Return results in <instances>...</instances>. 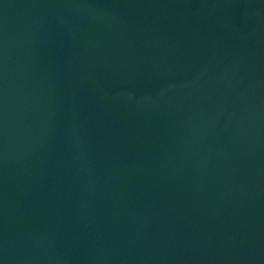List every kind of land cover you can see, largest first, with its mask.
Returning <instances> with one entry per match:
<instances>
[{"label":"water","instance_id":"water-1","mask_svg":"<svg viewBox=\"0 0 264 264\" xmlns=\"http://www.w3.org/2000/svg\"><path fill=\"white\" fill-rule=\"evenodd\" d=\"M0 264H264V0H0Z\"/></svg>","mask_w":264,"mask_h":264}]
</instances>
